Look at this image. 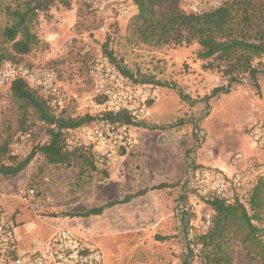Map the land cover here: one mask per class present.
<instances>
[{"label": "rangeland", "instance_id": "1", "mask_svg": "<svg viewBox=\"0 0 264 264\" xmlns=\"http://www.w3.org/2000/svg\"><path fill=\"white\" fill-rule=\"evenodd\" d=\"M12 2L0 0V27L5 22L2 8ZM91 2L74 0L71 8L56 4L41 14L35 29L39 44L17 58L55 72L67 97L66 115L96 116L100 99L90 68L101 55L108 57L107 44L132 77L157 89L149 114L136 123L138 142L116 174L97 169L79 176L77 168L48 164L38 154L17 175L0 176L1 202L19 224L25 246L48 238L56 227H66L89 235L104 264H182L186 243L206 231L208 208L188 210V230H183L179 216L189 171L196 165L232 169L234 154L241 152L256 165L255 185L264 180V148L255 146L250 134L253 124L264 121V73L257 84L245 76L229 93L206 98L228 79L218 69L204 67L206 60L197 56L198 43H143L131 18H104ZM189 2L180 1L186 13ZM19 117L10 88L0 89V143L24 132ZM27 120L33 123L32 138L19 159L47 139L43 122L31 113ZM144 189L146 194L116 204L105 214L72 216ZM261 212L262 222L255 223L264 225V206ZM233 247L235 264H259L238 242Z\"/></svg>", "mask_w": 264, "mask_h": 264}, {"label": "trees", "instance_id": "2", "mask_svg": "<svg viewBox=\"0 0 264 264\" xmlns=\"http://www.w3.org/2000/svg\"><path fill=\"white\" fill-rule=\"evenodd\" d=\"M73 1L13 0L6 4L2 8L5 22L0 27V59L21 62L17 56L30 53L40 42L35 29L41 14L48 13L56 4L71 8ZM180 1L134 0L138 13L131 17V21L137 37L143 43L152 45L198 43L201 48L197 56L206 60L204 67L216 68L228 79L227 85L214 88L206 98L229 93L231 85L240 83L245 76L257 84L258 75L264 73V0H228L220 8L198 14L184 12ZM104 50L119 70L132 77L129 70L117 63L107 44ZM10 92L18 106L23 133L32 128L33 123H27L31 113L46 125L47 139L35 145L26 157L19 159V155L12 153L14 140L6 137L0 143L1 177L17 175L38 154L48 164L77 168L79 176L88 170L98 169L90 152L70 148L67 144L70 129L90 122L96 116L73 118L66 115L64 109L57 111L37 90L22 80L14 81ZM117 117L133 122L130 116L123 113ZM259 180L247 203L236 200L226 204L222 199L209 201L213 209L212 225L197 235L195 240L186 243L187 252L182 264H235L233 242L241 244L251 258L264 264V225L255 223L263 219L264 180ZM147 192L148 189H144L122 200L110 201L72 216L101 215L107 208L128 203ZM180 212L181 226L187 232L190 213Z\"/></svg>", "mask_w": 264, "mask_h": 264}, {"label": "built area", "instance_id": "3", "mask_svg": "<svg viewBox=\"0 0 264 264\" xmlns=\"http://www.w3.org/2000/svg\"><path fill=\"white\" fill-rule=\"evenodd\" d=\"M227 1L190 0L189 13L214 10ZM91 4L104 18L112 15L131 18L138 13L134 0H92ZM90 75L100 99L98 114L94 120L70 129L67 144L70 148L90 152L98 169L110 171L124 162L137 144L136 123L149 114V103L158 93L153 84L137 82L103 55L92 64ZM16 80L37 90L57 111L66 106V94L52 69L0 59V89L10 88ZM120 113L130 116L133 122L117 117ZM250 134L254 145L264 148V121L253 124ZM31 138V132L19 134L12 143V153L21 154ZM232 165V169L196 165L185 178V202L181 210H194L198 205L208 207L203 225L206 230L213 220L209 201L222 199L226 204L236 200L247 203L252 195L256 165L241 152L234 154ZM34 194L35 191L30 189L29 195ZM0 264H104V257L89 235L66 227H56L48 238L23 245L20 226L0 198Z\"/></svg>", "mask_w": 264, "mask_h": 264}, {"label": "crops", "instance_id": "4", "mask_svg": "<svg viewBox=\"0 0 264 264\" xmlns=\"http://www.w3.org/2000/svg\"><path fill=\"white\" fill-rule=\"evenodd\" d=\"M123 165H124V162H122V163H120L119 164V166L117 165V166H115L113 169H111V170H113V172H115V174L116 173H120L121 172V168L123 167ZM129 203V202H128ZM113 207V206H112ZM112 207H110V208H107L102 214H105V213H107L108 212V210L109 209H111ZM101 214V215H102ZM95 216V215H94ZM96 216H98V215H96Z\"/></svg>", "mask_w": 264, "mask_h": 264}]
</instances>
